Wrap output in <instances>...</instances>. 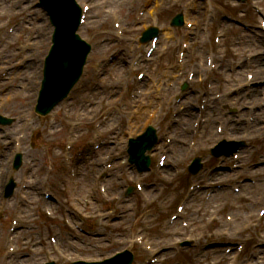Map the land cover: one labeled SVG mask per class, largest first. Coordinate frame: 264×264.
Here are the masks:
<instances>
[{"label":"rangeland","instance_id":"rangeland-1","mask_svg":"<svg viewBox=\"0 0 264 264\" xmlns=\"http://www.w3.org/2000/svg\"><path fill=\"white\" fill-rule=\"evenodd\" d=\"M77 1L81 5L86 2L91 6L87 23L83 26L81 33L94 44V53L89 59L81 83L72 94V100L67 102L68 104L65 102L62 106L60 105L58 111L43 117L35 116L32 112L37 86L42 76V59L48 50L44 45L45 37L32 40L37 25H41L39 23L43 19L40 15L43 13L33 4L29 7L28 3H32L33 0H0V25L5 26L3 30L0 29V40L3 37L0 42V73H6V77L0 81V93H2L0 103L6 100L0 105V110L16 117L15 129L20 123L22 126L25 121H29L28 117H34L30 131L33 134H29V140L25 141L26 147H23L26 153V164H32V168L30 172L24 174L21 171L16 173L13 171V175L18 182L23 176L28 174L31 176L29 179L34 187V221L39 227L35 232V245L31 257L20 261L11 260L8 263L42 264L47 259H53L57 264H71L79 259L97 261L113 255L128 247L129 244H132V251L138 254L142 263L143 260L148 259L150 253L139 244L133 243L135 239L143 235L149 241L152 250L160 251L161 264H228V262L220 263L219 261L225 254L229 259H234L236 253L234 251L227 254L226 245L246 244L252 241L258 243L264 236V216L260 214V209H264V201L262 200L261 203L259 200L264 199V87L257 91L256 89L248 91L245 86L246 73L251 70L255 76L254 81H264V62L260 66L257 64L252 68H243L244 62L253 61L249 60L251 56L263 54L264 44L261 43L258 31L261 17L255 13L250 2L241 8L243 5L236 3L235 0H212L217 9L209 17L205 12L206 0ZM258 3L264 17V0H259ZM10 4L18 5L15 11L18 16H15V9ZM148 8L150 10L142 19L144 21H138L137 13ZM179 12H184L186 19L193 22V27L188 31L180 30L182 37L191 43V53L183 68L174 69L179 46L176 44L170 46L163 54L162 45L166 41H169L170 45L174 43L168 36V27L171 18ZM219 12L227 13L230 17L248 23L257 36L250 34L237 23H230L227 19L224 25L223 43L216 48L212 43V37L217 25L221 23V20L218 23L219 19L216 17ZM9 16L11 20L8 24L5 20ZM19 20L30 22L27 31L23 30L26 26L23 27L22 23L17 25ZM213 20L214 23H212ZM115 22L120 24L119 28L114 27ZM149 22H156L164 32L160 38L159 49L151 61L145 59L149 43L139 42V37ZM8 26L14 27L12 34L6 30ZM48 28L51 30L49 26ZM118 30L123 31V34H119ZM204 30H207V33ZM41 48H44L45 53L36 55ZM207 53H212L217 63L215 71L209 73L210 84L214 85V90L207 89L208 81L200 82L207 77L206 72L209 70L205 62ZM117 54L119 58L114 59ZM27 58L31 60L26 62ZM113 60L116 64L111 66ZM134 62H141L144 67L135 69ZM156 69H158L156 73L158 76L154 78ZM137 71L154 73L153 80L143 82L141 87L145 89V93L147 91H153V93L150 95L144 93V96H141V102L129 97V94L139 87L136 82ZM188 71L196 73L194 77L196 82H190L192 89L186 93L188 96L180 101V104H186V106L177 107L179 100H175L174 95L168 94L170 90L168 84L174 83L177 86L180 82L182 83ZM182 72L184 73L181 75ZM219 72L228 74L234 72L238 75L241 88L235 97L230 95V97H237L235 102L229 99L224 102L219 98L220 95L230 93V82L223 77V73L222 76L219 75ZM115 77L117 79H113ZM92 80L99 82L88 88ZM154 84L164 88L162 95L154 92L157 89ZM219 86H223L226 92ZM86 89L87 92H85ZM169 97L173 98L171 102L168 101ZM162 99L164 101L156 105ZM145 104L150 106L144 107ZM161 104L162 107L159 106ZM85 107L91 108L92 111L87 112ZM184 108L188 114L185 113ZM79 109L85 112L82 120L76 121L74 116H77ZM175 109L177 113L180 110L184 111V114L171 117ZM199 111L200 115H198ZM65 113H70L71 118L66 117ZM103 115H108L109 120L103 127L101 137L105 138V145L101 156L112 155L114 166L105 175L107 178L101 180L98 175L102 168L101 159L98 155L89 156L88 154L91 151L93 127ZM198 117L203 118L206 123L199 128V134L194 135L196 126H193L192 130V123L194 125ZM217 117L218 119L215 120ZM175 119L180 121L176 123ZM220 119H228L229 125H225ZM47 122L48 124L53 122L56 125L53 136L46 133ZM148 122H153L161 136V144H165L164 147L167 150L170 149L168 160L173 165L168 166L163 172L159 171L158 174H147V179L141 181L146 185L144 193L134 191L132 195L126 196L128 184L134 185L135 182L126 176L131 167L126 162L125 138L129 134L139 132ZM218 123H223L225 137L217 131L218 125H221ZM187 125L189 128L185 132L184 128ZM71 127L76 133H80L73 145V162L76 163L75 158L81 151L84 152L82 156H86V160L80 163L82 165L77 169L74 178H71L64 170L62 157V150L66 145V134ZM226 132L229 137L226 136ZM221 137L247 141V146L240 152L239 159L221 161V169H219L218 161H207V167L202 173L191 176L187 172V164L195 155L206 156L209 149L222 139ZM3 145H6L5 142ZM161 153L156 148L152 155L157 159ZM177 155L185 159L181 166H177L175 162ZM4 162L6 164L1 163L0 168H3L5 172L6 169L11 168V165L9 158L4 159ZM178 168L182 170V173L174 177ZM240 173L242 174L237 182L234 177H238ZM230 178L233 181H229ZM220 182L239 184L241 191L239 193L232 191V194L228 188L219 189L217 186ZM190 183L194 186H203L195 187L187 200L188 205L183 216L173 221L170 216L176 214L175 205L179 200L184 199ZM102 187L106 188L104 194L100 191ZM65 190L68 191L70 198ZM45 192H53L55 197H59V200L51 204L55 209L54 217H47L44 214L46 203L40 196ZM147 196L150 199L147 200ZM68 198L71 204L67 203ZM222 202L225 205L221 208ZM58 204L62 209H57ZM2 205L4 202L0 198L1 220L5 214L13 212L12 210L5 212L1 209ZM66 208H71L72 213L82 216V219L86 216L90 217L88 228L85 230L88 233H79L75 238L74 232L63 225L62 217L66 214H63L61 210L64 211ZM98 210H101L103 214L96 215ZM214 214L219 217L212 221ZM227 215L233 217L231 222L226 221ZM77 216L75 217L78 218ZM12 218L14 219L15 215L12 214ZM10 220L9 217L5 221L6 226ZM183 221L189 222L190 227L184 228ZM224 231L227 232L225 235ZM9 235L8 230L2 233L0 231V264L3 262L5 264V261L1 259L2 255L3 259L7 256L8 244L6 243ZM52 235L58 238V245L54 248L55 244L48 241L49 236ZM185 239H193L196 243L195 247L187 249L179 247V241ZM213 242L226 244L215 249L208 248V245ZM257 250L263 254L264 247ZM28 253V249L21 248L18 259ZM248 254L253 252L249 250ZM263 259L260 258V260ZM236 264L264 263L244 258L238 259Z\"/></svg>","mask_w":264,"mask_h":264},{"label":"water","instance_id":"water-1","mask_svg":"<svg viewBox=\"0 0 264 264\" xmlns=\"http://www.w3.org/2000/svg\"><path fill=\"white\" fill-rule=\"evenodd\" d=\"M43 3L45 5H47V6H49L48 1L43 0ZM58 27H59L58 28V31L61 33L62 26H58ZM76 27H77V21L71 23L68 26V33H69V35L72 34V32L76 29ZM71 38H72L71 42H72V45L74 46V48L76 46H79L80 47L77 39H74L73 37H71ZM85 55H86V49H80V55L75 60L76 61V64L75 63H70L69 65H67V63L65 64L66 69H64V70H62L60 72V75L57 78V81H56V84H55V89H54L53 94L52 93H49V95H48V93H47V95H48L47 96L48 101L52 100L53 96H57L55 98V100L57 101L58 99H60L62 96H64L69 91V89L72 87V85L77 80L78 76L80 75L81 66L83 64ZM49 83H50V79H49V74H48V76L46 75L45 85L48 86ZM56 101H53V102H56Z\"/></svg>","mask_w":264,"mask_h":264},{"label":"bare ground","instance_id":"bare-ground-1","mask_svg":"<svg viewBox=\"0 0 264 264\" xmlns=\"http://www.w3.org/2000/svg\"><path fill=\"white\" fill-rule=\"evenodd\" d=\"M151 14L153 15V11L151 12ZM115 63V62H114ZM116 64V63H115ZM226 77V76H225ZM226 78H228V77H226ZM229 79V78H228ZM162 80V79H161ZM162 82H163V80H162ZM231 82H232V86L233 87H236V89H233V91H236L237 89H238V86H239V80L237 79V78H235V77H233L232 78V80H231ZM216 247H214V248H212V249H215Z\"/></svg>","mask_w":264,"mask_h":264}]
</instances>
